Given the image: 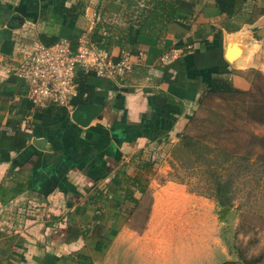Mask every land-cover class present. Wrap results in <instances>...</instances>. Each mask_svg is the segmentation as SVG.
<instances>
[{"label": "crops", "instance_id": "1", "mask_svg": "<svg viewBox=\"0 0 264 264\" xmlns=\"http://www.w3.org/2000/svg\"><path fill=\"white\" fill-rule=\"evenodd\" d=\"M130 1L0 0L6 66L46 44L42 35L53 43L85 35L98 47L96 33L110 35V26L121 25L136 44L134 53L107 49L115 60L128 54L131 72L116 80L88 74L70 107L34 106L26 84L0 70V264H219L229 258L220 239L212 245L208 229L201 243L180 245L179 230L187 238L197 230L189 212L181 224L157 217L160 200L174 198L167 192L178 188L172 181L157 187L152 179L150 208L136 213L108 187L122 166L138 174L136 151L176 143L213 73L234 70L235 86L247 88L243 72L263 71L264 13L258 11L264 0H235L231 16L216 0H171L183 24L170 21L163 39L139 34L144 16L131 12L149 4ZM82 106L96 108L87 123ZM145 192L134 190L138 203ZM99 214L105 241L97 248L92 230Z\"/></svg>", "mask_w": 264, "mask_h": 264}, {"label": "rangeland", "instance_id": "2", "mask_svg": "<svg viewBox=\"0 0 264 264\" xmlns=\"http://www.w3.org/2000/svg\"><path fill=\"white\" fill-rule=\"evenodd\" d=\"M261 59L263 60V58ZM262 70L264 74V66ZM255 79L263 87L262 92H255L257 89L254 85H252L251 90L255 92V97L262 101L264 100V80L260 77H255ZM241 98V96H236V98L215 96L211 98L209 100L211 105H214L215 109H220L221 112L220 118L217 117L213 122H210L209 119L214 116L208 111L206 112L204 106H195L193 112L188 116V119L191 118L178 135L176 143L179 142L181 134L187 129L189 135L202 134L203 144L213 148L212 151L206 152L205 147L202 148L201 154L195 153L192 149L189 152L188 148L186 151L181 149L175 151L176 146L169 143L165 148L162 145L161 148L142 151L141 154H138V151L134 153L135 163L138 161L140 163L144 161L152 163L149 167L141 169L142 176L148 180L145 184L147 191L140 198V203L135 204L136 208L133 209L136 213L137 209L144 212L150 208L154 198L151 194L152 188H148V185L152 179L155 180L153 184L157 187L166 181H172L178 188L172 187L167 192L175 194L174 198L164 197L160 200L157 217L164 218V220L178 219L179 224H181L186 217L184 212H189L188 216H193L197 230L189 231L188 238L183 237L181 235L183 231L179 230L178 242L180 245L186 241L201 243L202 235L207 234L208 229L212 245H216L219 239L221 244H225L228 260H237L242 254L245 259L252 260L250 261L251 264H264V173L259 172L255 166L253 167V164L249 171L240 167L241 161L229 159V154H225L217 148L220 145L223 146L222 148L232 146L229 140L224 139V137L219 138L218 132L223 129L228 131L233 123L238 127L240 125L244 130L249 129L251 133L264 134V123L234 118L247 106L240 102ZM248 99L250 100H246L247 103H252V98ZM207 103L210 104L208 101ZM194 118L195 121H193ZM222 135L221 132L220 136ZM253 149L255 153L260 150L258 147H253ZM214 167L222 174L223 180L230 177L229 180L233 181V186H231L232 206L225 218L220 217L218 202L213 196L215 178L212 171ZM184 194L190 196L191 199L182 197ZM133 205L134 203L126 202L127 207ZM169 208L173 212L176 210L175 215H168L170 213L165 212V209L168 211ZM192 233L197 234V237H190ZM260 255L261 261H255L254 258ZM218 257L217 254L216 258Z\"/></svg>", "mask_w": 264, "mask_h": 264}, {"label": "trees", "instance_id": "3", "mask_svg": "<svg viewBox=\"0 0 264 264\" xmlns=\"http://www.w3.org/2000/svg\"><path fill=\"white\" fill-rule=\"evenodd\" d=\"M124 1H126L128 4L131 3L130 0H124ZM174 3L175 2H172L171 0H147V4H149V6L147 7L144 6L141 8L135 7L133 9V12H131V14H134L136 12H141L144 16V20L137 24L139 34L144 36L154 37L156 39H163L166 32V27L168 26L170 21H174L175 23L182 25L183 22L176 20L177 17L176 15L178 14V11H177V6ZM216 3L220 12H226L228 16H231L235 13L234 10L236 4L235 0H216ZM129 6L130 5H128V7ZM238 11L239 8H236V13H238ZM258 12L259 14L261 12L264 13V8H260ZM110 27L114 30V33L110 35L96 33L92 41L98 44V47L100 48L108 49L110 46L116 45L123 50H127L130 53L136 52L135 50L136 44L130 42V39L128 38L127 30L124 27H122L121 25L120 26L114 25ZM235 27L238 28L239 24H236ZM201 29L202 28L200 24L198 25L195 34L198 35ZM216 36H218L217 33ZM41 39L46 44H51L54 41H56V39L54 38L47 40L45 35H42ZM71 43L72 46H74L76 43V39L72 40ZM233 73L236 72H234L233 70L232 72H228V73H222V72L213 73L209 84L199 96L196 106L198 105L204 106V108H206L205 111L206 112L208 111L211 115L214 116L213 118L209 119L210 122H213L217 117L220 118L221 112L220 109H215L214 105H211L209 101L211 100V98L215 96L221 98L222 97L236 98V96L237 97L241 96L242 98L240 99V102L246 104L247 106L243 108L241 113L236 114L234 118L241 119L243 121L254 122V123H260V124L264 123V100L261 101L257 99V97H255L256 96L255 92H262L263 89V87L260 86L261 84H258V81L257 79H255V77L256 78L260 77L262 78V80H264L263 72L253 68L243 72L244 78L249 83L247 88H241L235 86L232 78ZM87 76L88 74L84 73L81 70L77 72L76 81L78 83L79 91H78V96H75L71 100L72 104H75V102L79 101L80 94L85 91L83 85L85 84ZM252 85L255 86L257 91L254 92L251 90ZM248 98H252L251 99L252 103H247L246 100H250ZM207 101L210 104H208ZM46 107H47L46 109H53V110L55 108H58L56 105L53 104L47 105ZM190 118L191 117H189V119ZM195 120L196 119L194 118L193 121ZM187 131L188 130L186 129L181 134L179 142L174 144L176 146L175 151L180 149L186 151L187 150L186 148H188L189 152H191L190 149H192L195 153L201 154L202 148L204 147L206 149V152L212 151L213 148H210L209 146L207 145L205 146L203 144L202 134L192 136L189 135ZM221 132L223 133L222 136H220ZM218 133H219L218 136L219 138L224 137V139L229 140V142L232 144L230 148H225V147L222 148L223 147L222 145H220V147H217L220 151L222 150L225 154H229L230 155L229 159H238V161H241L240 167H243L248 171L253 164V167L255 166L259 172L261 171V173H264V134L257 135L255 133H251L249 129L244 130L243 127H241L240 125L238 127L234 123L230 126L228 131H225L223 129L220 130ZM237 134L238 136L236 137ZM219 138L217 139L219 140ZM253 147H258L260 150L257 153H255ZM138 154H141V152H139ZM134 159L135 158L133 156L132 162L133 164H135L137 170L136 172H138V174H134V175L128 174L124 169V167L122 166L121 168L116 170L115 182L112 184L111 187H108V190L115 193L119 191L120 193H122L121 195L123 196L124 200L134 203L133 206L135 207V204H138L139 199L134 197L133 195L134 190L145 192V185L142 184L143 174L141 172V169L149 167V165L152 162L144 161L140 163L138 161L137 163H135ZM212 175L215 178V180L213 181V185H214L213 196L218 202L217 203L219 207L218 213L221 218H225L230 207L232 206L231 186H233L232 183L233 181L229 180L230 177L228 179L223 180L222 174L215 167L213 168ZM101 197H102V193H101ZM115 205L119 206L121 204L120 202H116ZM94 218L96 224L94 225L92 234L94 237L98 239V243L96 247L99 248L100 244L105 241V238L101 236L102 225L100 224V221L102 215L100 214L96 215ZM71 233L73 234L74 231H72ZM254 260L257 262L261 261V255L255 257ZM250 261L252 260H247L242 256V254H240L237 260L227 259L219 264H249Z\"/></svg>", "mask_w": 264, "mask_h": 264}, {"label": "built area", "instance_id": "4", "mask_svg": "<svg viewBox=\"0 0 264 264\" xmlns=\"http://www.w3.org/2000/svg\"><path fill=\"white\" fill-rule=\"evenodd\" d=\"M0 70L11 73L27 86V97L34 106L50 104L70 107L76 96L79 70L107 79H122L132 70L128 54L115 60L105 48L94 46L85 35L72 46L67 39L38 44L13 66L0 60Z\"/></svg>", "mask_w": 264, "mask_h": 264}, {"label": "water", "instance_id": "5", "mask_svg": "<svg viewBox=\"0 0 264 264\" xmlns=\"http://www.w3.org/2000/svg\"><path fill=\"white\" fill-rule=\"evenodd\" d=\"M82 110H84V112L86 113V118L84 120H81L82 123H87L90 118L93 116V113L96 111L95 107L93 108L92 106H82L81 108Z\"/></svg>", "mask_w": 264, "mask_h": 264}]
</instances>
